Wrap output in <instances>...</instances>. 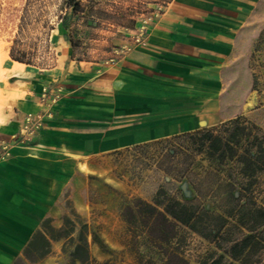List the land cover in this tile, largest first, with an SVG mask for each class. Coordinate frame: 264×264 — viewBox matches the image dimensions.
I'll return each mask as SVG.
<instances>
[{
	"label": "rangeland",
	"instance_id": "rangeland-1",
	"mask_svg": "<svg viewBox=\"0 0 264 264\" xmlns=\"http://www.w3.org/2000/svg\"><path fill=\"white\" fill-rule=\"evenodd\" d=\"M27 1L0 0V164L11 155L5 128L14 124L17 134L12 139L24 146L31 145L41 130L56 132L75 113L71 89L85 82L95 91L98 85L93 84L101 75L103 82L110 80L106 72L121 55L120 40L130 43L139 30L145 32L167 3L76 0L74 7L63 8L61 0H30L28 5ZM245 15L236 62L224 76L223 107L230 116L242 108L237 117L246 134L256 129L264 133V0ZM11 50L23 62L13 60ZM222 125L213 128L224 135ZM245 145L242 140L237 152ZM185 148L186 141L171 137L92 152L85 160L92 171L85 194L88 208L82 212L75 208L66 185L44 219L62 232L70 230L65 218L70 217L76 228L85 222L89 256L97 264H240L188 227L169 225L160 216L163 210L156 200L193 202L198 197L193 185L208 195L201 199L202 207L224 216L229 206L227 184L239 179L231 161L220 162L208 157L206 150L196 153ZM207 170L217 176L204 178ZM258 181L257 202L264 196L258 193L264 188V171ZM210 188L213 192H208ZM72 248L65 234L51 240L49 252L31 264H72ZM257 264H264V255Z\"/></svg>",
	"mask_w": 264,
	"mask_h": 264
},
{
	"label": "crops",
	"instance_id": "crops-1",
	"mask_svg": "<svg viewBox=\"0 0 264 264\" xmlns=\"http://www.w3.org/2000/svg\"><path fill=\"white\" fill-rule=\"evenodd\" d=\"M258 1L169 0L143 42L120 40L110 80L101 75L95 91L85 82L71 89L75 113L56 132L41 130L24 146L12 139L14 124L2 131L11 155L0 164V264L21 255L66 185L75 208H88L92 152L213 128L242 114L223 107L224 76L236 62L245 13Z\"/></svg>",
	"mask_w": 264,
	"mask_h": 264
},
{
	"label": "trees",
	"instance_id": "trees-1",
	"mask_svg": "<svg viewBox=\"0 0 264 264\" xmlns=\"http://www.w3.org/2000/svg\"><path fill=\"white\" fill-rule=\"evenodd\" d=\"M75 1L61 0L63 8L74 7ZM29 3L30 0L27 1V5ZM61 25H65L62 20ZM65 37L73 47L72 40L68 36ZM10 56L15 61L23 62V58L14 56L12 50ZM221 127L224 135L216 132L214 128H202L173 137L186 141L185 149L188 151L201 153L206 150L210 158L216 157L220 162L229 160L233 163L239 179H234L227 184L230 194L228 195L229 206L223 211L225 215L204 209L200 201L208 195L194 185L193 188L198 197L193 202L166 197L164 202L156 200L155 204L162 207L163 213L160 212V216L169 225H174L176 222L188 227L192 232L225 251L232 260L240 264H257L264 255V196L258 202L255 197L256 190L259 189L257 186L260 185L258 174L264 171V133L256 129L253 134H246L244 132L246 127L240 123L238 117L225 121ZM245 137L248 138L244 139ZM242 140L246 142V145L238 153L239 150L236 148ZM204 176L206 178V176H217V174L207 170ZM218 185H220L219 182L216 187ZM236 189L238 190L235 196L233 193ZM209 191L213 192L211 188ZM258 193L263 194L264 188ZM146 206L150 207L147 204ZM225 216L233 221L228 222ZM65 223L70 225V230L62 232L61 229L55 230L49 226L46 218L43 219L26 247L22 249L21 255L12 264L35 263L49 252L51 240L59 239L65 234L73 245L69 253L72 264H97L89 256L88 231H86L85 222L82 221L81 226L76 228V223L69 217L65 218ZM57 231L64 234L54 235ZM92 238L94 240L95 236Z\"/></svg>",
	"mask_w": 264,
	"mask_h": 264
},
{
	"label": "built area",
	"instance_id": "built-area-1",
	"mask_svg": "<svg viewBox=\"0 0 264 264\" xmlns=\"http://www.w3.org/2000/svg\"><path fill=\"white\" fill-rule=\"evenodd\" d=\"M145 37V32L141 31L139 34H136L135 36H132L133 43H141L143 42Z\"/></svg>",
	"mask_w": 264,
	"mask_h": 264
},
{
	"label": "bare ground",
	"instance_id": "bare-ground-1",
	"mask_svg": "<svg viewBox=\"0 0 264 264\" xmlns=\"http://www.w3.org/2000/svg\"><path fill=\"white\" fill-rule=\"evenodd\" d=\"M10 61V60H9ZM13 62V61H12ZM13 63H15V62H13Z\"/></svg>",
	"mask_w": 264,
	"mask_h": 264
}]
</instances>
